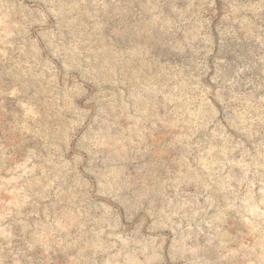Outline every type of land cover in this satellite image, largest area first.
I'll return each instance as SVG.
<instances>
[{"label":"rangeland","instance_id":"rangeland-1","mask_svg":"<svg viewBox=\"0 0 264 264\" xmlns=\"http://www.w3.org/2000/svg\"><path fill=\"white\" fill-rule=\"evenodd\" d=\"M0 264H264V0H0Z\"/></svg>","mask_w":264,"mask_h":264}]
</instances>
